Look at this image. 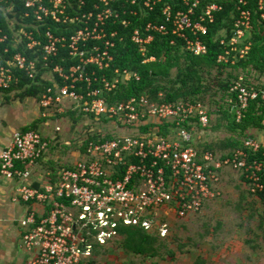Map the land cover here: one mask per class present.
<instances>
[{
	"label": "built area",
	"instance_id": "obj_1",
	"mask_svg": "<svg viewBox=\"0 0 264 264\" xmlns=\"http://www.w3.org/2000/svg\"><path fill=\"white\" fill-rule=\"evenodd\" d=\"M128 1L131 5L126 8L118 6V0H98L84 10L87 0H0V92H20L31 85L18 87L25 77L36 82L40 76L51 83L38 100L41 116L48 119L70 108L110 126L114 135L102 139V131L95 133L100 139H89L80 151L82 158L62 168L55 181L19 186L24 201L42 206L32 209L24 221V245L36 249L26 264H94L96 246L120 238V223L151 228L157 221L164 236L169 224L160 221L186 219L221 195L226 169L244 175L250 192L264 204V161L252 158L264 147L261 140L244 138L243 145L225 157L200 151L194 146L196 131L211 124L206 105L190 100L158 102L147 95L110 102L107 91L140 75L119 68L113 78L98 74L111 70L116 39H123L110 26L128 27L133 21L128 15L158 11L155 20L131 32L144 62L156 58L148 55L155 33L171 32L194 54L206 53L202 37L208 33L207 23L215 21L225 0H182L186 9L167 3L159 10L163 0ZM248 5L249 0H238L232 35L228 38L224 31L220 40L225 51L219 61L235 64L249 53L253 17ZM257 7L264 22V0H258ZM51 25L63 31L57 33ZM69 25H78L70 36ZM58 56L61 61L53 63ZM68 60L74 61L69 67ZM244 80L240 74L230 87L236 99L228 100L235 103L237 121L252 101L261 99L264 104V74L256 75L253 84ZM47 137L35 129L17 130L0 153V176L29 177L30 168L56 138L50 137V142Z\"/></svg>",
	"mask_w": 264,
	"mask_h": 264
},
{
	"label": "trees",
	"instance_id": "obj_2",
	"mask_svg": "<svg viewBox=\"0 0 264 264\" xmlns=\"http://www.w3.org/2000/svg\"><path fill=\"white\" fill-rule=\"evenodd\" d=\"M87 2L88 6L84 10L91 9L92 4L97 3L98 0H87ZM257 2L258 0H249L248 5L253 17V30L249 36V40L252 43L251 48L249 53L245 57L239 58L235 64L219 61V55L225 51V46L220 42L223 32L225 31L228 38L232 35L238 0L221 1L223 9L216 12L214 22L207 23L209 28L208 33L202 37L208 46L207 52L203 54H194L188 50L185 47V41L171 32L165 35L155 33L154 40L149 46L148 55H154L156 58L153 61L144 62L145 57L140 53L138 45L131 40V32L136 27L143 26L145 22L155 20L158 11L151 12L149 15H143L142 13L133 17L128 15V17L133 19L128 27H124L121 23L111 25V28L119 30L123 39H116L117 44L113 49L114 61L112 62L111 70L99 71L98 74L107 73L110 78H113L115 69L119 68L121 70L129 69L136 71L139 73L140 78L132 79L126 83L121 82L114 91H107L108 100L110 102H116L134 96L147 95L151 100L158 102L190 100L200 101L206 106L208 103L211 106L215 105V108L209 106L208 109L211 121L213 120L214 114H218V120L214 125L210 124L205 128L199 127L196 131L194 146L200 151L210 150L215 154H221L222 157L231 153L233 149L242 146L244 138H255L254 130L264 131V104L262 100L252 101L248 109L244 111L243 118L237 121L235 103L229 102L228 99L232 96L236 99L235 95L230 92V87L235 80L239 79L240 74H244V81L247 84H253V79L256 75L258 78V75L264 74V22L260 18ZM117 3L118 6L121 3L126 8L131 5L128 0H118ZM167 3L171 4L174 8H187L182 0H163L162 3L157 5V9L159 10ZM158 20L162 21L161 17H158ZM77 27L78 25H69L68 36ZM50 28L57 33L63 31L61 27L56 29L53 25ZM2 48L3 44L0 45V50ZM65 53L66 49H62L61 54L64 55ZM60 58L58 56L53 63L61 61ZM73 63L74 61L68 60V67ZM37 78V81L33 82L28 77H25L18 87L22 89L27 83H31V85L17 92V97L23 99L24 97L32 96L38 101L40 94L51 83L41 79L40 76ZM218 96L219 98H217ZM61 115H69L76 122L81 116H84L82 112L70 108H68L66 113L58 114V116ZM76 115L80 116L77 117ZM87 118L92 119V117L88 116ZM46 119V117L40 116L31 124L23 127L22 130L35 129L40 131V125ZM106 121L108 120L106 119ZM221 128H224L229 133L224 139L219 141H206L202 139L203 134L201 131H206L207 129L219 130ZM103 133L105 136L102 139H108L114 136L111 130H105L101 134ZM88 134V139L85 141L82 147L83 149H85L89 139L94 141L100 139V136L97 134L92 135L91 131H88ZM47 138L51 142V138ZM51 145L52 143H50ZM252 158L264 161V147L259 152L254 153ZM71 165L66 167H70ZM52 169L54 172L51 175V180L55 181L58 172H56L54 167ZM261 175L264 178V171ZM241 176L247 183L245 176L242 174ZM34 186L39 187L40 185ZM260 196L263 198L262 193H260ZM262 216L264 217V212ZM181 220L160 221L159 224L167 222L169 224V230L171 221ZM118 230L120 238L116 243L96 246V259L92 261L94 264H98V258L106 255L111 247L115 245L120 246L128 255H139L144 258L163 257V249H166L168 255H175V251L166 243L168 236L161 235L157 221L153 223L151 228H146L140 223L132 225L120 223ZM182 246L183 244H181ZM204 261V258L198 257L197 263L203 264ZM122 264L134 263L131 260H126Z\"/></svg>",
	"mask_w": 264,
	"mask_h": 264
},
{
	"label": "rangeland",
	"instance_id": "obj_3",
	"mask_svg": "<svg viewBox=\"0 0 264 264\" xmlns=\"http://www.w3.org/2000/svg\"><path fill=\"white\" fill-rule=\"evenodd\" d=\"M5 97L0 95V136L15 133L31 124L39 112L41 115L35 97ZM209 106L216 107L208 103ZM217 120L218 114H214L211 124ZM39 130L49 137L57 135L49 152L53 160L50 166L59 172L82 158L80 151L88 131L95 134L112 128L85 115L77 122L69 115H55L46 119ZM253 132L255 137L264 138V131ZM201 133L206 141H219L229 135L224 128ZM57 156L59 159L55 160ZM241 179L239 172L228 173L224 178L223 196L187 219L171 221L165 237L168 236L166 243L175 251L174 256L163 249V257L144 258L128 255L115 245L98 258V264H122L126 260L134 264H198V257L204 258L203 264H264V209Z\"/></svg>",
	"mask_w": 264,
	"mask_h": 264
},
{
	"label": "crops",
	"instance_id": "obj_4",
	"mask_svg": "<svg viewBox=\"0 0 264 264\" xmlns=\"http://www.w3.org/2000/svg\"><path fill=\"white\" fill-rule=\"evenodd\" d=\"M0 95L6 96L5 98H10L11 96H17V93L15 91H5L0 92ZM39 114L40 112L38 113L36 119L41 116H39ZM36 119H34V121ZM13 135L14 133H11L9 136H5L4 134L3 136H0V153L12 142ZM55 137H57V135H55ZM255 138L261 140L264 143V138ZM49 149L39 160V162L30 168L31 173L29 177L25 179H7L0 176V264H26V262L36 252V249L30 250L24 245L23 234L27 228L24 224V221L27 219L32 209L41 210L42 206L41 204H30L24 201L18 194V188L21 184L43 186L49 180H51V175L53 174L54 170L52 169L53 166H50L53 160L51 159ZM58 159L59 157L57 156L55 160ZM230 172L235 171L226 169L223 172L222 181L219 185L221 195H219L216 199H218L220 196H223L225 193L223 187L224 178L225 176L227 177V174ZM241 180L249 189L243 177ZM254 197V200H257L264 209V204L261 199L255 195ZM216 199L207 201L204 207L210 205Z\"/></svg>",
	"mask_w": 264,
	"mask_h": 264
}]
</instances>
